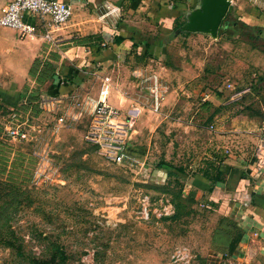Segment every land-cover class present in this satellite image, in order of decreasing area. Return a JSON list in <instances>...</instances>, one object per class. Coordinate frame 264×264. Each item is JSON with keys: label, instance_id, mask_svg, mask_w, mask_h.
Here are the masks:
<instances>
[{"label": "rangeland", "instance_id": "374dc122", "mask_svg": "<svg viewBox=\"0 0 264 264\" xmlns=\"http://www.w3.org/2000/svg\"><path fill=\"white\" fill-rule=\"evenodd\" d=\"M117 1L98 0L94 11L75 8L63 25L80 21L81 31H68L65 39L83 48L99 44L100 32L108 44L112 28L127 26L135 28L128 34L134 41L163 42L153 58L134 53L126 60L120 52L122 63L112 76L115 97L126 89L141 106L140 112L119 107L135 160L114 164L83 140L88 111L74 126L54 127L65 105L69 112L77 110L69 99L72 92L97 94L100 81L93 71H80L83 75L65 88L69 96L47 111L40 101L55 96L53 75L58 85L66 83L65 71L73 76L77 71L76 56L61 64L33 60L14 110L0 106V264H33L30 257L47 259L61 252L64 260L58 264H199L198 250L208 245L210 231L228 232L229 238L235 229L233 221L205 207L192 186L193 173L203 160L221 163L251 153L264 113V28L258 32L237 24L215 37L199 31L166 35L146 11L135 10L127 0L119 7ZM193 8L188 5L180 22ZM227 12L232 20L251 22L240 13L257 19L264 0H230ZM137 63L144 66L138 77L131 73ZM151 73L166 85L158 112L151 110L148 81H142ZM11 113L12 123L22 122L29 140L6 134ZM246 114L248 125L225 124ZM10 240L21 246L23 256L5 243ZM178 250L187 255L175 262Z\"/></svg>", "mask_w": 264, "mask_h": 264}, {"label": "crops", "instance_id": "0c3cea01", "mask_svg": "<svg viewBox=\"0 0 264 264\" xmlns=\"http://www.w3.org/2000/svg\"><path fill=\"white\" fill-rule=\"evenodd\" d=\"M7 1L0 0V12ZM61 1L70 2L73 7V14L75 8H82L83 6L91 11L98 9V4H96L98 0ZM147 1L149 2L150 0ZM116 3L117 6L121 7V0ZM187 4L189 5V3ZM117 6H115V9L120 11ZM23 20L36 25L35 33L20 37L16 30L0 27V102L9 109L14 108L20 100L22 88L31 78L32 62L37 57L42 58L43 61L55 60L56 62L57 60L61 64L65 63L67 58L73 59L76 56L75 66L77 71H75L74 79L79 78V75L82 74L80 71L83 69L90 72L93 71L94 77L109 75L113 79V73H115L116 67L121 62L120 52L123 51L126 54L130 47L127 44V39H124L122 44L117 42L118 33L121 32L119 27L110 30L111 40L116 42L113 46H111V43L107 44V42H104L106 40L104 38L105 34L100 32L98 36H101V40L97 41L99 44L93 43L83 48L75 46L65 39L68 31H81L80 21L53 28L48 40L43 37L45 29L38 18L25 14ZM61 39L63 41L59 43L58 41ZM134 53L135 51L131 52V55L126 54V60L133 56ZM85 62L87 63V68L83 66ZM143 69L144 66L137 63L131 69V73L138 77L141 76ZM70 71L68 69L65 71L68 75L67 78L71 77L72 73L70 74ZM134 81L137 82L136 79ZM113 83L112 80L108 97L109 102L117 108L136 109V111L140 112L141 106L133 100L132 96H127L126 89L124 92L119 91L116 95L117 97H115L112 91ZM65 91L67 90L65 89ZM93 96L96 97L97 94ZM238 116H235V120L227 119L225 124L236 121L237 124L240 122L243 126L248 125L251 120L249 114ZM223 118L225 120L228 116L223 114ZM257 129L254 135H256ZM221 163L222 177L219 182L214 184L213 189H207L208 184L201 182L198 177H195L192 186L203 197L205 207L210 208L208 210L211 214L215 215V217H220V219L233 221L235 229L229 238L226 237L228 232L220 231L219 233H214L210 231L208 245L198 250L202 263L264 264V169L257 170L255 168L252 150L249 156L242 153L230 158L226 157ZM217 235L220 236V243H216ZM233 238L237 239V241L234 243L233 249H230L229 244Z\"/></svg>", "mask_w": 264, "mask_h": 264}, {"label": "built area", "instance_id": "2783aa9c", "mask_svg": "<svg viewBox=\"0 0 264 264\" xmlns=\"http://www.w3.org/2000/svg\"><path fill=\"white\" fill-rule=\"evenodd\" d=\"M25 14L38 18L45 33L43 37L50 39L53 28L60 27L73 15V7L70 2L61 0H8L0 12V27L16 30L20 37L35 33L36 25L23 20ZM100 81L96 97H81L76 91L69 96L67 93L47 96L40 101V107L47 111L59 106L63 98L72 101L77 110L69 112L68 105H65L60 114L54 119V127L74 126L88 111L89 122L83 133V140L87 144L94 145L97 151L109 162L125 165L135 160V157L127 151V142L130 139L128 133L127 118L123 117L120 109L109 102V93L112 86V79L109 75L97 77ZM142 81H148L150 93L151 110H161L162 101L165 97L166 85L162 84L158 74L151 73ZM80 85V84H79ZM88 106L90 108L88 109ZM66 107V108H65ZM85 109V110H84ZM264 111V110H263ZM10 125L5 126L6 134L17 141L29 140L24 124L12 123L15 113L10 115ZM213 129V125L209 126ZM254 166L257 170L264 169V113L260 126L256 131L255 142L252 148ZM186 253L178 250L173 256L175 262L184 258Z\"/></svg>", "mask_w": 264, "mask_h": 264}, {"label": "trees", "instance_id": "16d2710c", "mask_svg": "<svg viewBox=\"0 0 264 264\" xmlns=\"http://www.w3.org/2000/svg\"><path fill=\"white\" fill-rule=\"evenodd\" d=\"M125 0H121L120 6L123 5V2ZM129 1V5L133 7L135 10L138 9L139 11H146V14H148L151 18V20L158 25L159 31L165 32L166 35H175L178 32V29H180L183 22H180L179 15L187 10L188 4L181 0H151V3H147L146 0H127ZM131 3V4H130ZM190 7H194L196 5V0H191L189 2ZM256 16L254 17V20H257V23H255L254 20H252L251 15L242 14L240 15H246L247 17L251 18V22H247L249 20H232L230 19L229 12L226 13L224 18L222 19L220 26L218 28V31L222 33H226V30L231 25H237L240 24L244 28H250L254 29L258 32H261V29L264 28V12H256ZM135 32V28L127 26L125 29H121V32L118 33V37L116 38L117 42L122 44V41L124 39H127V44L130 45L128 48V52L126 54H130L131 52L136 53V55L140 57H150L153 58L156 56V52L163 49V42L159 41L157 39L149 41V40H142V41H134L132 35ZM180 32H186V31H180ZM126 35V36H125ZM97 41L101 40V36H97ZM130 41V42H129ZM113 46V44H116L113 40L110 41ZM110 45V44H109ZM33 69V67H32ZM32 71V70H31ZM33 73V71L31 72ZM53 75V74H52ZM72 77V78H71ZM71 77L68 78L69 80L64 82V84L58 85V79L55 75H53V81L55 86V91H52L53 95L62 94L65 91L66 86H68L72 80H74V76L71 74ZM53 85V84H52ZM53 87V86H51ZM0 106L8 111H13L14 108L9 109L6 107L2 102H0ZM127 151L134 156V154L131 152V149L127 148ZM220 162H214L211 159L203 160L202 165L193 173L195 177H198V179L201 182L207 183L208 188L207 189H213L214 184L219 182L222 177V168H221ZM175 173V172H171ZM208 208V207H207ZM210 210V208H208ZM237 239L233 238L231 243L229 244L230 249H233L234 243H236ZM8 246L14 248L17 253L21 256H23V252L21 249V246L18 244H15V242L6 241L5 242ZM60 257L59 259H57ZM63 252H61V255L58 256V254H52L49 258H37V257H30V261L33 264H58L61 261H63ZM200 264H203L202 262Z\"/></svg>", "mask_w": 264, "mask_h": 264}, {"label": "water", "instance_id": "95a60500", "mask_svg": "<svg viewBox=\"0 0 264 264\" xmlns=\"http://www.w3.org/2000/svg\"><path fill=\"white\" fill-rule=\"evenodd\" d=\"M229 6L230 0H199V5L188 13L178 32L199 31L215 37Z\"/></svg>", "mask_w": 264, "mask_h": 264}]
</instances>
